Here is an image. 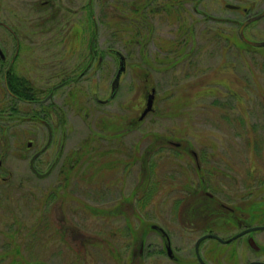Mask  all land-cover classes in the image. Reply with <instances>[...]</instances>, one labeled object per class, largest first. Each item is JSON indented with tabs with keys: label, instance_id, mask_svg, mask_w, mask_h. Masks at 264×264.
Wrapping results in <instances>:
<instances>
[{
	"label": "rangeland",
	"instance_id": "1",
	"mask_svg": "<svg viewBox=\"0 0 264 264\" xmlns=\"http://www.w3.org/2000/svg\"><path fill=\"white\" fill-rule=\"evenodd\" d=\"M93 1L102 68L56 94L60 103V92L71 89L78 97L72 109L65 106L63 150L79 152L68 182L59 166L47 177L31 171L33 151L47 140L44 125L0 119V264H200L195 243L204 229L196 220L186 228L192 221L187 201H202L206 191L239 197L250 179L246 163L251 155L257 165L254 198L264 197L259 186L264 182V87L253 77L255 64L264 65V58L249 46L227 45L224 37L232 38V26L203 21L193 7L175 11L171 0ZM222 1L206 0L210 14L232 16L230 10L221 11ZM35 2L16 5V21L33 28L28 37L34 42L20 67L31 70L35 81L52 84L64 68L87 64L92 5L60 0L59 19L50 22L46 36L31 25L45 21V13L25 9ZM13 11L2 6L0 20H14ZM263 23L257 25L260 34ZM1 30L0 38L7 36ZM80 38L85 42L80 44ZM110 47L126 55L127 70L116 97L99 105L92 89L108 97L119 66ZM258 48L264 54V47ZM153 87L154 110L141 120ZM93 130L104 135L92 138ZM55 153L53 145L42 155L43 171ZM234 157L242 167L231 172L236 180L233 174L224 176L223 184V165ZM150 187L149 199L141 197ZM234 224L215 229L229 236ZM154 225L168 233L177 260L163 251V233ZM256 237L264 245V231ZM233 242L222 243V249L208 238L200 247L202 257L209 264H243L255 256L244 239Z\"/></svg>",
	"mask_w": 264,
	"mask_h": 264
},
{
	"label": "flooded vegetation",
	"instance_id": "2",
	"mask_svg": "<svg viewBox=\"0 0 264 264\" xmlns=\"http://www.w3.org/2000/svg\"><path fill=\"white\" fill-rule=\"evenodd\" d=\"M29 1L32 0H8V3L6 2V0H0V9L2 6L3 8L6 7V4L8 6V10L10 11L14 7V11L12 14L14 20H0V27H2L3 29L1 30V34H7V36L0 38V119L4 120L9 118V120H17L20 122L26 121L33 124H42L47 128L46 142L41 147L33 151L29 161V165L31 168V160L36 154H38L34 160V167L37 171H34L32 168L31 171L38 177H47L58 166L59 174L63 173L62 164L65 154L63 150V143L66 138V131L64 127L66 126L68 120L67 115L65 113V108L69 107L70 109H72L78 99L76 95L77 93L75 91H72L71 89L67 92L59 93L62 95L63 98L62 103H60L58 99H56V94L59 90H63V88L65 87L69 88L78 83V81L82 77H85L87 73H89V71L93 68H96V71H100L104 60V52L100 50V52L97 54V37L94 36V32H97V24L94 21L93 17L94 1L88 0L87 4L92 5V10H90L89 12H91L92 15L94 30L93 36L89 39L88 42L89 56L87 64L82 69L80 68V65L64 68L63 70L59 71L57 75L55 74V77H61L59 81H56L52 84L50 83L49 79L42 80L43 78H41V83H39V81H35L34 78H32L31 76V70L25 69L24 67H20L21 63H24L25 61L24 57L28 56L31 52L30 47L34 44L32 39L28 37L32 35L33 28L28 27L25 22L16 21L19 19V16L16 11V5L18 4V2L26 5L29 3ZM56 1L58 4L57 6L53 5L54 0H36V5H29L25 8L26 12L29 13H31L33 10L45 13V21L37 22L36 24H31L32 26L38 25V30H41V33L43 35L47 36L48 32L51 31L52 28H50V22L59 19V14L61 11V7L59 6L60 0ZM168 4L170 5L171 9L175 11L181 10L183 8L186 9V6H188L190 10L191 7H193L194 11L199 12L201 14L203 21L210 20L218 23H225L228 26H232V38L228 35L224 37L227 42V45H230L231 43L238 50L241 49V46L248 45V50L250 52H253L255 56L264 58V54H260L258 48L264 47V45L247 44L240 35V28L242 24L246 20L253 18L264 11V0H223L221 11L225 9L230 10L233 12L232 16L220 15L216 13H213L216 15L210 14L207 8L206 0H171ZM84 8L86 9V7ZM147 9L148 7L145 3L143 7V12L145 13ZM54 16H56V18ZM23 19L25 21V18ZM260 21H264V14L259 18L250 21L245 26L244 33L248 39L252 41L264 42V31H262V33L260 34L259 30H257V25L258 23H260ZM262 30H264V23ZM65 35V33L62 34V36L60 37V42H66V40H64ZM83 40V38H80V44L85 42ZM67 45L68 42L66 43V46ZM71 51L76 50L71 49ZM107 51L113 54V49L111 47L108 48ZM255 67V74H253L255 84L260 86L259 82H261L264 87V65L259 63L255 64ZM257 78H259V80H257ZM92 92L94 93L91 98L97 104L104 105L109 103H104L101 101L106 99L107 97L101 98L98 93L95 92L94 89H92ZM82 108L87 110L86 115L91 112V110L86 106ZM6 110H9V112H6ZM76 111H78V109H76ZM57 127H59V129ZM58 131L60 133H58ZM122 134L123 133H120L118 136H122ZM58 135L60 138L58 137ZM176 144L178 146H181V142H178ZM53 145L56 150V155L47 170L43 171L40 167V163L43 162L42 155L46 151H48ZM27 148H33L32 139L28 141ZM78 155L79 152H77L73 158H75L76 160ZM252 157L253 155L249 156L248 161L246 163V170H249L248 172H251L250 179L248 183H245V185L243 186V192H241L240 196L237 198L214 197L212 193L206 191L205 193L207 197H204L202 201H187V205L190 206L189 214L191 213L192 221L189 227L186 222V228H192V224H194L195 220L201 225L200 227H202L203 229L206 226H209L210 224H216L214 226L219 227L221 225H230V223L233 222L235 223L234 226L236 225V230L228 236L230 237L253 226H264V197L261 200H256L254 198V195L256 194L257 183L256 179H254L253 177L257 170V165L256 161L253 160ZM234 159L235 161H228V163L226 162V164H224L225 166L223 165V176L221 180L223 184L226 181L225 177L232 176L231 174L233 173L231 172L238 173L236 168L240 170L239 168L242 167L240 163L236 160V157H234ZM74 163L75 162H73V166H75ZM227 167L230 169L229 172L225 170ZM233 177L235 180L237 179L234 174ZM261 181H263V179ZM259 186L264 188V182L260 183ZM210 207L214 208L211 209ZM213 210H215L217 213V217H215V219L212 218ZM260 231H264V228L243 233L234 239V241L244 239L252 253L255 255L253 258L247 259L243 264H250L252 261L261 262L256 264L264 263V257H260L257 255L259 253L264 254V245L259 243V240L256 237V234H258V232ZM214 233L220 235L219 231L217 230L214 231ZM162 236L164 242H166V236ZM250 239H254L255 244H252L250 242ZM164 248L165 244L163 247V251L166 250V248ZM143 250L144 247L142 242V245L138 250L141 256ZM165 253L168 254L167 250L165 251ZM133 254L135 255L136 252L133 251ZM168 255L174 260L178 259L173 253V251L172 254ZM195 255L197 257L196 251Z\"/></svg>",
	"mask_w": 264,
	"mask_h": 264
},
{
	"label": "water",
	"instance_id": "3",
	"mask_svg": "<svg viewBox=\"0 0 264 264\" xmlns=\"http://www.w3.org/2000/svg\"><path fill=\"white\" fill-rule=\"evenodd\" d=\"M263 14H264V11H263L262 13L256 15L255 17L246 20V21L242 24V26H241V28H240V35H241L242 39H244V41H245L246 43H248V44H256V45H264V42L252 41V40L248 39L247 36H246L245 33H244V28H245V26H246L250 21L259 18V17L262 16ZM114 52H116L117 55L119 56V68H118V71H117V73H116L115 78H114L113 81H112V87H111V94H110V96H109L107 99L101 100V101L104 102V103L108 102L109 100H111V99L115 96V94H116V92H117V90H118V88H119V85H120L121 75H122V73L126 70V56H125L120 50H116V49H115ZM155 92H156V88L153 87V88H152V91L150 92V94H149V96H148L147 105H146V107H145V109H144V111H143V113H142V115H141V118H143L144 116H146V114H147L148 112H150V111L153 110V106H154V98H155ZM50 135H51V128H50ZM37 155H38V154H36V155L32 158V160H31V168H32L34 171H37L36 168L34 167V160H35V158H36ZM155 227H158V228H159L160 230H162L163 233L167 236V240H168V241H167V243H166V247H167V250H168L169 254H172V246H171L170 243H169V237H168L166 231H165L162 227H159V226H157V225H154V228H155ZM263 228H264V226H253V227L247 228V229L241 231L240 233L235 234L234 236H232V237H230V238H227V239H224V238H222L221 236H219V235H217V234H214V233H206V234H203L202 236H200V237L197 239L196 244H195V251H196L197 257H198L199 261H200L202 264H207V262L203 259L202 255H201V252H200V244H201V242H202L204 239H206V238H211V237H213V238H217V239H219V240L222 241V242H229V241H232L233 239L237 238L239 235H241V234H243V233L250 232V231H252V230L263 229ZM250 242H251L252 244H255L254 239H253V240L250 239ZM256 263H261V262H258V261H252L250 264H256ZM263 264H264V263H263Z\"/></svg>",
	"mask_w": 264,
	"mask_h": 264
},
{
	"label": "trees",
	"instance_id": "4",
	"mask_svg": "<svg viewBox=\"0 0 264 264\" xmlns=\"http://www.w3.org/2000/svg\"><path fill=\"white\" fill-rule=\"evenodd\" d=\"M97 46V45H96ZM104 134H101L100 132H98L97 130H93L92 131V138H95L96 136H98V137H102ZM78 152V150L77 149H74L73 151L71 150V151H69V152H66L65 154H64V159H63V164H62V169H63V173H62V175H65V182H68V179H69V173H70V171H71V169L74 167L73 166V162H75V158H73L75 155H76V153ZM73 159V160H72ZM73 161V162H72ZM151 166H152V164L151 163H149ZM155 184H153V186H154ZM153 188L152 187H150L149 189H144V191H143V193H142V196L141 197H144L145 199H149V197H150V195H151V190H152ZM153 191V190H152ZM58 194H57V192H56V196H57ZM58 196H61V195H58ZM206 197H207V195H206ZM211 209H213L214 207H210ZM213 213H212V218L213 219H215V217H217V213H216V211L215 210H213L212 211ZM214 225H216V224H210L209 226H206L205 228H204V232L206 233V232H214V231H216V229H215V226ZM218 245V244H217ZM216 245V246H217ZM219 246H222V249L223 248H225V246L222 244V243H219ZM222 249L221 250H218V252H222ZM228 254V252H227V250L225 251V255H227ZM232 255V254H231Z\"/></svg>",
	"mask_w": 264,
	"mask_h": 264
}]
</instances>
